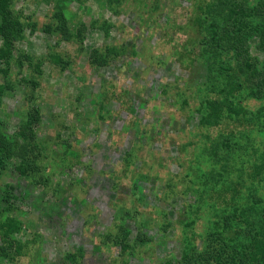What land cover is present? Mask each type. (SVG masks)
Wrapping results in <instances>:
<instances>
[{"label":"rangeland","instance_id":"1","mask_svg":"<svg viewBox=\"0 0 264 264\" xmlns=\"http://www.w3.org/2000/svg\"><path fill=\"white\" fill-rule=\"evenodd\" d=\"M167 1V13L183 22L187 10ZM177 1L189 4V0ZM108 2L68 4L73 32L80 22L87 27L84 37L74 42L39 27L50 19L52 3L12 1L13 13L38 25L32 33L25 27L26 37L16 41L17 49L25 48L42 65L34 71L25 59L20 71L12 64L8 76L12 87L0 105L1 128L13 137L21 118L39 116L31 128L36 139L47 145L43 170L47 186H52L46 191L43 184L30 185L17 169V158H11L0 175V187L8 183L16 196L12 201L18 208L10 214H16L23 226L18 239L25 253L17 256L22 264H112L120 246L104 235L117 234L119 224L128 229L131 242L138 240L124 256L127 264H184L186 246H201L207 231L215 227L218 214L213 202L200 195L203 174L215 165L204 149V133H198L196 108L202 91L206 92L205 64L199 59L182 61L175 54L186 32L172 28L167 14H158L153 22L148 13L136 12L126 2L120 13L111 10ZM92 19L104 22L107 30L91 26ZM147 39L155 45L151 52ZM258 42L253 36L252 52L264 59ZM107 43L134 46L138 55H121L106 66L90 64L91 50L102 51ZM51 48L68 60L66 68L46 58ZM178 76L179 88L191 86L187 105L181 104L178 88L167 85ZM5 80L0 73V84ZM248 102L253 109L264 104V100ZM218 129L212 128L210 134L215 136ZM71 143L91 173L81 163L68 167L66 155L60 153ZM57 183L63 187L54 195ZM231 229L219 228L226 236ZM8 252L13 255L14 247ZM8 256H0V264H13Z\"/></svg>","mask_w":264,"mask_h":264},{"label":"trees","instance_id":"2","mask_svg":"<svg viewBox=\"0 0 264 264\" xmlns=\"http://www.w3.org/2000/svg\"><path fill=\"white\" fill-rule=\"evenodd\" d=\"M12 1L0 0V73L6 77L0 84V105L7 89L12 87L8 76L14 62L20 71H23L25 59L34 71L42 65L41 59L33 58L25 48L17 49L16 41L26 37L25 27L32 33L38 25L29 18L23 19L19 12L13 13ZM43 1L53 4L50 19L39 26L44 32H57L60 40L74 42L84 37L87 28L85 23L77 24L78 29L73 32L69 22L67 8L74 0ZM77 1L80 4L86 2ZM250 1L189 0L185 6L172 0L187 10L183 22H177L173 12L167 13L170 3L167 0L108 2L115 13H120L122 4L126 2L136 12L148 13L149 20L153 22L158 14H167L166 20L172 28L186 32V38L175 47V54L182 61L192 63L199 59L205 64L206 92L202 91L196 108L199 114L198 133H204V149L215 165L204 172V189L200 195L212 200V208L218 217L213 222L215 227H211L205 234L204 244L199 246L197 243H189L186 246L181 256L184 264H264V104L253 109L248 102L250 99L264 100V59H259L251 49V39L257 36V47L264 51V0ZM141 17L147 21L144 16ZM90 23L91 26H105L104 22L100 25L97 19H92ZM103 29L107 30L106 27ZM146 41L149 46L147 52H151L155 45L148 39ZM128 53L138 55L134 46L107 43L102 51L99 48L91 50L90 64L106 66L116 57ZM154 57L158 58L155 54ZM46 58L63 69L68 64V60L53 48ZM179 79L180 76L174 81V86L170 83L167 85L178 88L176 93L181 98V104L187 105L190 96L187 93L191 86L179 88ZM38 120L36 113L21 118L19 131L13 137L2 130L4 128H1L0 120V175L6 170L8 161L17 158V169L28 179V183L43 184L44 190L49 191L52 186H47L49 180L44 177L43 170L49 151L45 142L36 139L35 131L31 128ZM214 127L219 128L215 136L210 134ZM73 151L76 152L75 156L70 154H74ZM60 154L66 155L68 167L81 163L86 172L90 169L88 163L81 159V152L72 143ZM8 185L6 183L0 187V234L4 242L0 245V256L3 258L9 255L8 259L13 264H22L17 261V256L25 253L22 251L24 244L18 239L23 226L16 214H10L18 207L12 201L16 196L8 189ZM62 187L57 183L53 186L52 194L57 195ZM74 201L77 202L76 199ZM221 227L232 229L226 236L219 230ZM129 234L128 229L125 230L121 224L117 234L105 233L106 238H111L112 243L120 246L118 258L113 259L112 264H127L124 256L128 251L132 252L135 242H138L137 239L131 242ZM5 244H8L9 249L14 247L13 255L8 252Z\"/></svg>","mask_w":264,"mask_h":264}]
</instances>
